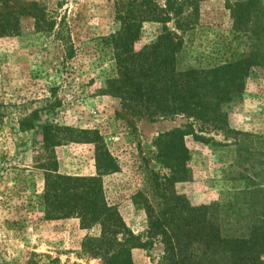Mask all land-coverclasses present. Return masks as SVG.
I'll use <instances>...</instances> for the list:
<instances>
[{
  "label": "rangeland",
  "instance_id": "rangeland-1",
  "mask_svg": "<svg viewBox=\"0 0 264 264\" xmlns=\"http://www.w3.org/2000/svg\"><path fill=\"white\" fill-rule=\"evenodd\" d=\"M6 2L15 10L34 3L40 11L37 21L19 16L17 31L0 37V264H102L82 247L99 228L82 229L76 218H46L47 169L72 177L95 174L94 146L64 141L65 136L99 132L119 164L116 173L103 177L106 199L127 227L142 235L146 215L134 196L141 191L151 197V171L169 174L156 159V140L187 121L130 118L120 112L116 98L104 93L106 79L115 72L105 42L119 29L114 0H4L0 7ZM160 29L157 23L144 24L134 48L154 41ZM250 45L232 33L225 0H204L197 24L185 36L180 66L212 67L237 59ZM259 48L263 54L264 41ZM226 111L231 132L204 126L200 135L208 143L191 135L184 139L190 179L172 188L193 206L226 203L246 186L264 189L262 67L252 68L241 100ZM46 125L53 129L50 146L42 137ZM162 251L160 244L135 248L132 263L163 264Z\"/></svg>",
  "mask_w": 264,
  "mask_h": 264
},
{
  "label": "trees",
  "instance_id": "trees-1",
  "mask_svg": "<svg viewBox=\"0 0 264 264\" xmlns=\"http://www.w3.org/2000/svg\"><path fill=\"white\" fill-rule=\"evenodd\" d=\"M201 1L114 0L119 29L105 42L112 51L115 72L106 79L104 93L116 98L120 112L130 118L182 117L187 121L182 129L156 140V159L169 174L151 171V197L141 191L134 196V203L146 215L144 234L135 235L106 199L103 177L116 173L119 164L98 131L83 130L64 139L94 146V175L72 177L45 171L42 200L46 218H76L82 229L99 228V235L87 237L82 247L87 256L98 257L102 264H133V249L155 244L163 248V264H264V189L246 186L226 203L193 206L172 188V184L190 179L185 137L208 143L200 135L204 126L219 133L231 132L226 107L241 100L252 68L264 69V53L259 48L264 41L261 0H225L232 33L251 42L249 50L208 68L180 66L185 36L198 22ZM2 5L0 37L17 31L19 16L36 21L39 17V6L34 3L22 10L8 2ZM146 23L161 25L160 32L154 41L136 50ZM40 25L38 21L36 26ZM196 123L199 130L194 128ZM52 131L50 125L44 127L47 146L53 142ZM248 184H254L252 179Z\"/></svg>",
  "mask_w": 264,
  "mask_h": 264
}]
</instances>
